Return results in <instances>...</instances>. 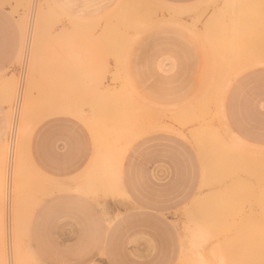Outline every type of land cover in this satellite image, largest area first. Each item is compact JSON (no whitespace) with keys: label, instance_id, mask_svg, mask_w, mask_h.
<instances>
[{"label":"crops","instance_id":"crops-1","mask_svg":"<svg viewBox=\"0 0 264 264\" xmlns=\"http://www.w3.org/2000/svg\"><path fill=\"white\" fill-rule=\"evenodd\" d=\"M156 1L164 7L159 15L166 26L163 36H151L134 47L133 142L127 159L123 142L118 141L116 153L108 154V127L102 125L107 105L87 102L88 92L78 88L79 83L75 93H68L74 94L73 101L61 100L63 88L71 86L67 80L91 79L84 66L87 59L62 58L54 44L53 72L48 77L35 74L34 95L45 84L54 99L32 103L29 111L69 113L37 124L20 149L29 168L57 189L37 205L30 220L29 246L44 264H153L146 237L184 222L183 210L203 193L205 157L216 161L220 154V139L205 136V111L214 119L213 131L219 111L237 140L264 148V68L252 67L234 78L216 107V39H197L204 24L194 22L199 15L213 16L216 31V0ZM171 17L176 23L169 25ZM22 40L18 17L0 7V76L16 68ZM63 59L75 64V71H61ZM205 81H213V87L206 89ZM142 95L147 101L142 102ZM206 95L213 97L209 107ZM145 111L181 118L188 112L191 122L182 125L151 116L142 122ZM110 175L121 177L117 190L123 193L126 186L129 200L122 194L108 195L101 181ZM87 177L94 181L90 188ZM36 185L38 191L53 187L40 180Z\"/></svg>","mask_w":264,"mask_h":264},{"label":"rangeland","instance_id":"rangeland-1","mask_svg":"<svg viewBox=\"0 0 264 264\" xmlns=\"http://www.w3.org/2000/svg\"><path fill=\"white\" fill-rule=\"evenodd\" d=\"M0 7H8L12 14L18 17L23 35L22 50L16 62V68L0 76V187H3L0 188L3 192L2 195L0 194L3 196L2 199L0 198V207L2 205L4 207L0 211L5 213L4 215L0 212V218H2L0 219V227H2L0 237L5 240L7 264H44L32 253L29 246L28 233L32 215L28 216L29 220H26L24 217L28 213L23 212L24 216L21 213L20 218V213L14 211H17L15 208L18 205V210L22 209L20 212L25 211L31 214L35 203L38 205L37 203L47 198L45 196L48 193L53 194L57 189L46 177L29 168V163L26 158H23L20 149L23 137H26L37 124L52 116L69 113L29 111L32 103H48L53 102L54 99L48 94V87L45 84L44 88L39 91L40 94L34 95L37 92L35 74L39 72L48 77V74L53 72L55 45L59 47V54L62 58L72 56L87 59L89 63L84 66H86L85 70L91 73V79L67 80L65 83L69 82L71 86L66 85L63 88L61 100L63 102L73 101L74 94L69 96L68 93L69 91L75 93L77 91L75 84L79 83L78 88L86 89L88 92L87 102L107 105L109 111L104 113L106 118L102 125L108 127V154L116 153L118 141L123 142V148H121L127 159L133 142V51L139 42L143 45L151 36L159 38L164 35L166 20L163 15H159V13H164V7L156 0H0ZM262 8L264 9V0H216V31H214L213 16L199 15L194 20L197 24L202 22L204 24V31L199 33L197 39L208 41L216 39V91H220V95H216L217 108L220 107L219 99L223 98L224 89L229 87V83L239 75H237L238 70H242L241 68L245 70L248 65L264 68V10ZM175 16L177 14H173V17ZM168 23L172 25L176 22L171 17ZM240 54L245 58H239ZM63 61L64 59L61 63V71H75L73 67L75 64H66ZM209 87H213V81H205V88ZM141 99L142 102L147 101L143 95ZM212 103L213 97L206 95V107L211 106ZM117 106L123 110L117 111ZM205 115V136L220 139V154L216 157V161L205 157L201 187L203 193L193 206L183 210L184 222L170 225L172 229L167 228L166 230L171 234L166 230H161L157 237H146L149 248L153 251V264H221V261L222 264L225 262L229 264L231 262L232 264L251 263L250 257L246 255L248 253V241L246 240L252 231L256 229L257 232L261 231L258 221H264V216H262L264 215V204H262L264 203L262 200L264 199V148L260 150V148L247 146L237 140L226 128L219 111L216 112V131L212 130L214 119H208L210 112L205 111ZM150 116L156 120L164 118L174 120L182 125L191 122L188 112H185V117L181 118L180 114L176 117L172 115V112L165 111L141 112L142 122H148ZM38 180L42 181L45 186L52 184L53 187L38 191L36 189ZM93 182L90 177H87L85 185L90 188ZM101 184L102 187L107 188L108 195L122 194L126 200L130 199L126 186L123 193L117 190L122 185L121 177L110 175L106 180L101 181ZM5 185L8 189H5ZM113 188L115 191H112ZM85 192L90 193L88 190ZM252 192L256 194V197ZM238 210L241 211L238 212ZM213 214L216 216L214 217ZM244 214H251V216L248 215L250 220L247 219V215L245 218ZM15 215L16 219L19 215V220L15 219ZM14 219L16 222L21 221L18 223L20 225ZM222 219L226 222L224 223ZM24 220L29 222H27L28 226ZM13 222L16 225H14L15 228ZM242 222L243 226L240 225ZM246 223L248 224L245 225ZM218 224L219 227H217ZM223 224L226 226L223 227ZM258 225L259 228H257ZM22 227L28 229L25 231ZM249 228H251L250 232H248ZM246 230L248 233L242 232ZM220 231H225V234ZM237 234L246 238L243 239ZM234 235L235 237L232 238ZM231 238L236 240L228 241ZM219 242L223 243L224 248ZM227 243L230 248L226 246ZM242 245L246 249H243ZM240 249L247 253L240 252L239 254ZM213 251L214 253L216 251V256L212 253ZM160 253L163 254L160 255ZM228 254L231 257L235 255H240V257L233 258V262ZM260 258L257 259V264H261Z\"/></svg>","mask_w":264,"mask_h":264},{"label":"bare ground","instance_id":"bare-ground-1","mask_svg":"<svg viewBox=\"0 0 264 264\" xmlns=\"http://www.w3.org/2000/svg\"><path fill=\"white\" fill-rule=\"evenodd\" d=\"M5 5H6V4H5ZM261 6H262V5H261ZM262 9H263V8H262ZM255 10H256V7H255ZM263 10H264V9H263ZM253 12H254V11H253ZM256 12H257V11H256ZM260 12H261V11H260ZM254 13H255V12H254ZM162 14H163V13H162ZM248 14H249V13H248ZM259 14H260V13H259ZM257 15H258V13H257ZM262 16H263V15H262ZM247 18H248V17H247ZM261 19H262V18H261ZM253 22H254V21H253ZM253 22H251V23H253ZM260 22H261V21H260ZM241 23H243V22H241ZM243 25H244V24H243ZM254 25H255V24H254ZM242 55H243V54H242ZM243 56H245V55H243ZM238 57L241 58V59L243 58V57L241 56V54H240V56H238ZM244 58H245V57H244ZM244 58H243V59H244ZM253 66H254V64H253ZM255 66H257V65H255ZM258 66H260V65H258ZM248 67L251 68L252 65H251V66L248 65ZM248 67L246 66V67H245V70H243L244 68H241L242 70H238L239 73H237V75L240 74V71H241V73H242V72L248 70V69H249ZM246 68H247V69H246ZM237 75H236V76H237ZM236 76H235V77H236ZM231 80H232V79H231ZM231 82H232V81H231ZM231 82L229 83V85L231 84ZM226 88H228V87H226ZM226 88H225L224 90L227 91ZM220 90H221V89H220ZM224 90H223V92H224ZM221 91H222V90H221ZM226 91H225L224 93H226ZM217 93H218V92H217ZM224 93H222L223 95H222V94H221V95H222V96H225ZM218 94H219V93H218ZM26 99H27V98H26ZM219 100H220V99H219ZM219 100H218V101H219ZM221 100H222V99H221ZM216 101H217V99H216ZM222 101H223V100H222ZM222 101H220V102L222 103ZM218 103H219V102H218ZM221 103H220V104H221ZM11 105H12V104H11ZM159 121H160V120H159ZM158 124H159V123H158ZM208 124H209V123H208ZM199 126H200V125H199ZM28 137H29V136L27 135L26 138L23 137V139L25 138V140L28 141V140H27ZM26 143H28V142H26ZM26 145H27V144H26ZM258 150H259V149H258ZM260 150H261V149H260ZM262 151H263V150H262ZM262 151H261V152H262ZM255 152H256V151H255ZM247 154H248V153H247ZM260 154H261V153H260ZM233 155H234V154H233ZM233 157H234V156H233ZM236 157H237V156H236ZM256 157H257V156H256ZM237 158H238V157H237ZM239 158H240V157H239ZM252 158H253V157H252ZM246 160H247V159H246ZM249 160H250V159H249ZM11 174H12V173H11ZM5 176H6V175H5ZM3 179H4V178H3ZM8 179H9V177H8ZM10 180H11V179H10ZM261 180H263V179H261ZM261 182H262V181H261ZM261 182H260V183H261ZM257 183H258V182H257ZM46 184H47V183H46ZM261 184H262V183H261ZM261 184H259V185H261ZM8 187H9V186H8ZM261 187H262V186H261ZM0 188H3V187L1 186ZM6 188H7V187H6V185H5V189H6ZM249 188H251V187H249ZM7 189H8V188H7ZM258 189H259V188H258ZM260 189H261V188H260ZM263 190H264V188H263ZM263 190H261V191H263ZM1 191H2V189L0 190V192H1ZM9 191H11V189H10ZM15 191H16V190H15ZM15 191H14V192H15ZM243 191H245V190H243ZM243 191H242V192H243ZM246 192H247V191H246ZM253 192H254V189H253ZM253 192H252V193H253ZM256 192H257V191H256ZM2 193H3V192H1L0 194L2 195ZM4 193H5V192H4ZM6 193H7V191H6ZM6 193H5V194H6ZM8 194H9V192H8ZM51 194H52V193H51ZM51 194H50V195H51ZM237 194H238V193H237ZM253 194H255V193H253ZM3 195H4V194H3ZM48 195H49V193H48ZM48 195L45 196V197H49V196H50V195H49V196H48ZM248 195H249V194H248ZM7 196H9V195H7ZM20 196H21V195H20ZM231 196H232V195H231ZM234 196H235V195H234ZM240 196H242V195H240ZM240 196H239V199L241 198ZM246 196H247V195H246ZM251 196H252V195H251ZM261 196H262V195H261ZM1 197L3 198V196H0V198H1ZM4 197H6V195H5ZM229 197H230V196H229ZM255 197H256V194H255ZM2 198H1V199H2ZM11 198H12V197H11ZM14 198H15V197H14ZM230 198H231V197H230ZM236 198H237V197H236ZM242 198H243V197H242ZM4 199H5V198H4ZM108 199H109V198H108ZM247 199H249V197H248ZM250 199H251V198H250ZM237 200H238V199H237ZM258 200H259V198H258ZM262 200H264V199H262ZM5 201H6V200H5ZM10 201H11V200H10ZM1 202H3V201H1ZM6 202H7V201H6ZM14 202H15V201H14ZM18 203H19V202H18ZM40 203H41V202H40ZM222 203H224V202H222ZM244 203H245V202H244ZM244 203H242V204H244ZM14 204H15V203H14ZM16 204H17V203H16ZM37 204H39V203H37ZM234 204H235V203H234ZM247 204H248V203H247ZM250 204H251V203H250ZM253 204H254V203H253ZM262 204H264V203H262ZM34 205L37 207L36 203H35ZM34 205H33V207H32L33 209L36 208ZM223 205H224V204H223ZM10 206H11V205H10ZM15 206H16V205H15ZM212 206H213V205H212ZM224 206H225V205H224ZM228 206H229V204H228ZM258 206H259V205H258ZM261 206H262V205H261ZM2 207H3V205H2ZM2 207H0V210L2 209ZM11 207H12V206H11ZM17 207H18V208H17ZM17 207L15 208V209H17V211H14V212H15V213H16V212L20 213V214H19V215H20V218H21V213H22V215H23V212H24V214H27V213H28V214L24 217V219L26 218V220H29L30 218H29L28 216H31V215H32V211H33V209L31 210V214H29V212H26V213H25V211L20 212L22 209L18 210V209H19V206L17 205ZM263 207H264V205H263ZM263 207H262V208H263ZM3 208H4V207H3ZM235 208L237 209V206H235ZM262 208H261V209H262ZM10 209H12V208H10ZM213 209H214V208H213ZM261 209H260V210H261ZM218 210H219V209H218ZM221 210H222V209H221ZM5 211H6V210H5ZM10 211H11V210H10ZM27 211H28V210H27ZM223 211H224V210H223ZM231 211H232V210H231ZM239 211H241V210H238V212H239ZM249 211H250V210H249ZM0 212L3 213L2 211H0ZM8 212H9V211H8ZM11 212H12V211H11ZM215 212H216V211H215ZM251 212H252V211H251ZM263 212H264V210H263ZM263 212H262V213H263ZM18 213H17V214H18ZM209 213H210V212H209ZM230 213H232V212H230ZM243 213H244V212H243ZM3 214L5 215V213H3ZM211 214H212V212H211ZM214 214H216V213H214ZM214 214H213V215H214ZM232 214H233V213H232ZM235 214H236V213H235ZM252 214H253V213H252ZM257 214H258V213H257ZM260 214H261V213H260ZM1 215H2V214H1ZM13 215H14V214H13ZM19 215H17L18 219H16V215L14 216L16 220H19ZM217 215H218V214H217ZM228 215H229V214H228ZM239 215H240V214H239ZM244 215H245V214H244ZM244 215H243V216H244ZM246 215H247V214H246ZM246 215H245V216H246ZM248 215H249V214H248ZM248 215H247V216H248ZM23 216H24V215H23ZM207 216H209V214H208ZM215 216H216V215H214V217H215ZM218 216H219V215H218ZM223 216H224V215H223ZM233 216H234V215H233ZM233 216H231V218H232ZM247 216H246L245 218H247ZM249 216H251V214H250ZM249 216H248L247 219H249ZM262 216H264V215L262 214ZM0 217H1V216H0ZM10 217H11V216H10ZM219 217H220V216H219ZM219 217H218V218H219ZM221 217H222V214H221ZM225 217H226V215H225ZM28 218H29V219H28ZM211 218H212V217H211ZM211 218H210V219H211ZM223 218H224V217H223ZM251 218H252V217H251ZM0 219H2V218H0ZM15 219H14V220H15ZM22 219H23V217H22ZM22 219H20V220H22ZM207 219H208V218H207ZM224 219H225V218H224ZM14 220H13V221H14ZM16 220H15V222H16ZM218 220H219V219H218ZM222 220H223V219H222ZM225 220H227V219H225ZM233 220H234V219H233ZM242 220H245V219H242ZM249 220H250V219H249ZM258 220H259V219H258ZM4 221H5V220H4ZM24 221H25V220H24ZM223 221H224V220H223ZM262 221H263V219H262ZM1 222H2V220H1ZM20 222H21V221H20ZM20 222L18 221V222H16V223L18 224V223H20ZM25 222H26V225L29 223L28 221H25ZM27 222H28V223H27ZM204 222H205V220H204ZM219 222L222 223L221 221H219ZM225 222H226V221H224V223H225ZM230 222H232V221L230 220ZM243 222H244V221H243ZM243 222L240 223V225L243 224ZM247 222L250 223L251 221H247ZM260 222H261V221H258V223L261 225V228H260L261 231L258 230V232H257V229H256V231H255V230L252 231L251 233H249L248 239L246 240V241H248V246H247V248H248V250H247L248 253H247V251H242L243 249H246V248H244L245 246H243V245H242V247H243L242 250H241V249H240L239 251L237 250V251L239 252V254H241L240 252H246V253H247L246 255L250 257V262H251L250 264H257V263H258V262H257V259H258L259 257H261V258H260V259H261V264H264V221L261 222V223H260ZM13 223H14V222H13ZM22 223H23V222H22ZM234 223H235V221H234ZM251 223H252V222H251ZM253 223H254V222H253ZM2 224H3V223H2ZM228 224H229V223H228ZM247 224H248V223H246L245 225H247ZM255 224H256V222H255ZM0 225H1V223H0ZM14 225H15V223L13 224V226H14ZM18 225H20V224H18ZM26 225L24 224V226H26ZM240 225H238V227H239ZM249 225H250V224H249ZM13 226H12V227H13ZM15 226H16V225H15ZM15 226H14V228H15ZM24 226H23V227H24ZM27 226H28V225H27ZM27 226H26V227H27ZM212 226H213V225H212ZM224 226H226V225L223 224V227H224ZM229 226H231V227L233 228L232 225H229ZM241 226H243V225H241ZM241 226H240V227H241ZM3 227H4V226H3ZM12 227H11V228H12ZM23 227H22V230H25V231H26V230L28 229V228H27V229H24ZM217 227H219V224H218ZM223 227H220V228H223ZM244 227H245V226H244ZM249 227H250V226H249ZM251 227H252V225H251ZM253 227H254V226H253ZM0 228H2V227H0ZM14 228H13V229H14ZM17 228H18V227H17ZM20 228H21V227H20ZM241 228H242V227H241ZM247 228H248V227H247ZM254 228H255V227H254ZM254 228H253V229H254ZM257 228H259V225L257 226ZM214 229H215V228H214ZM216 229H217V228H216ZM236 229H237V228H236ZM239 229H240V228H238V232L241 231V230L239 231ZM245 229H246V228H245ZM250 229H251V228H249V231H248V232H250ZM253 229H252V230H253ZM14 230L17 231V230H19V228H18L17 230H16V229H14ZM14 230H13V232H14ZM22 230H21V232H22ZM220 230H222V229H220ZM228 230H229V228H228ZM242 230H243V229H242ZM0 231H1V229H0ZM3 231H4V230H3ZM25 231H23V234H24V235H25V233H24ZM225 231H227V230H226V227H225ZM225 231H224V232H225ZM229 231H230V230H229ZM229 231H228V232H229ZM1 232H2V231H1ZM18 232H19V231H18ZM18 232H17V233H18ZM220 232H221V231H220ZM224 232L222 231L221 233L225 234ZM235 232H236V231H235ZM242 232L245 233V232H247V230H246V231H242ZM248 232H247V233H248ZM218 233H219V232L217 231V234H218ZM236 233H237V232H236ZM1 234H2V233H1ZM15 234H16V233H15ZM217 234L214 233V235H217ZM238 234H239V233H238ZM238 234H237V235H238ZM26 235H27V234H26ZM218 235H220V233H219ZM240 235H241V234H240ZM240 235H238V236H240ZM247 235H248V234H247ZM244 236H245V235H244ZM26 237H27V236H26ZM233 237H235V235L232 236V238H233ZM241 237H242V235H241ZM241 237H240V238H241ZM0 238H1V237H0ZM15 238H16V237H15ZM232 238H231V239H228V241L230 240V241L234 242V239H235V238H234L233 240H232ZM242 238H243V237H242ZM245 238H246V237H244L243 239H245ZM1 239H2V238H1ZM1 239H0V240H1ZM225 239H226V238H225ZM243 239H242V240H243ZM15 240H16V239H15ZM223 240H224V238H223ZM226 240H227V239H226ZM235 240H236V239H235ZM237 240H238V238H237ZM246 241L244 240L245 243H246ZM237 242H239V241H237ZM219 243H220V242H219ZM224 243H225V242H224ZM228 243H229V242H228ZM228 243L226 244V246L228 245ZM245 243H244V244H245ZM236 244H238V243H236ZM246 244H247V243H246ZM220 245L222 246L223 243H222V244L220 243ZM220 245H218V246L220 247ZM230 245H232V243H230ZM238 245H239V244H238ZM226 246H225V247H226ZM235 246H236V245H235ZM15 247H16V246H15ZM228 247L230 248L229 245H228ZM242 247H241V248H242ZM222 248H224V245L222 246ZM226 248H227V247H226ZM231 248H232V247H231ZM238 248H239V247H238ZM215 249H216V248H215ZM220 249H221V248H220ZM233 249H234V248H233ZM14 250H15V248H14ZM218 250H219V249H218ZM216 251H217V250H216ZM216 251H215V253H214V251L212 252V253L215 254V256L217 255V254H216ZM222 251H223V250H222ZM224 252H226V251L224 250ZM229 252H230V251H229ZM212 253H211V254H212ZM218 253H219V252H218ZM220 253H221V252H220ZM222 253H223V252H222ZM235 253H236V251H235ZM225 254H226V253H225ZM218 255H219V254H218ZM226 255H227V254H226ZM230 255H231V252H230ZM242 255H243V254H242ZM242 255H241V256H242ZM259 255H260V256H259ZM33 256H34V255H33ZM220 256H221V255H220ZM224 256H225V255H224ZM224 256H223V257H224ZM228 256H229V254H228ZM229 257H231V256H229ZM235 257H236V258H237V257H240V255H239V256H236V255H235ZM235 257H231V258H232V261L234 260L233 258H235ZM17 258H18V256H17ZM20 258H21V256H20ZM34 258H35V256H34ZM213 258H214V257H213ZM217 258H218V257H217ZM217 258H215V259H217ZM221 258H222V257H221ZM236 258H235V259H236ZM242 258H243V257H242ZM35 259H36V258H35ZM239 259H241V258H239ZM9 260H10V259H9ZM201 260H202V259H201ZM219 260H220V259H219ZM244 260H246V259H244ZM7 261H8V260H7L6 244H5V240L2 239V240L0 241V264H7ZM16 261H17V260H16ZM213 261H214V259H213ZM229 261H230V260H229ZM18 262H19V261H18ZM20 262H21V261H20ZM209 262H210V261H209ZM233 262H234V261H233ZM240 262H242V261H240ZM240 262H239V263H240ZM21 263H22V262H21ZM247 263H249V262H247ZM259 263H260V262H259ZM209 264H210V263H209ZM217 264H219V263H217ZM221 264H222V261H221ZM225 264H229V263H226V262H225ZM230 264H232V262H231ZM235 264H237V263H235ZM242 264H245V263H242Z\"/></svg>","mask_w":264,"mask_h":264},{"label":"built area","instance_id":"built-area-1","mask_svg":"<svg viewBox=\"0 0 264 264\" xmlns=\"http://www.w3.org/2000/svg\"><path fill=\"white\" fill-rule=\"evenodd\" d=\"M28 48V47H27Z\"/></svg>","mask_w":264,"mask_h":264}]
</instances>
